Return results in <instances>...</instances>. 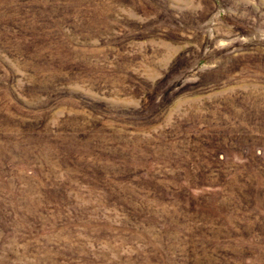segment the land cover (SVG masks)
<instances>
[{
    "label": "rangeland",
    "instance_id": "obj_1",
    "mask_svg": "<svg viewBox=\"0 0 264 264\" xmlns=\"http://www.w3.org/2000/svg\"><path fill=\"white\" fill-rule=\"evenodd\" d=\"M0 264H264V0H0Z\"/></svg>",
    "mask_w": 264,
    "mask_h": 264
}]
</instances>
